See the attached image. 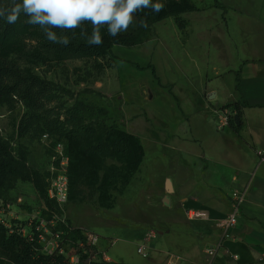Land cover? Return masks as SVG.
Wrapping results in <instances>:
<instances>
[{
	"label": "rangeland",
	"instance_id": "1",
	"mask_svg": "<svg viewBox=\"0 0 264 264\" xmlns=\"http://www.w3.org/2000/svg\"><path fill=\"white\" fill-rule=\"evenodd\" d=\"M192 2L199 11L181 16L186 21L183 30L174 18H168L155 24L142 44L115 46L114 57L104 62L73 59L37 64L31 58L20 60L23 70L51 84L55 101L36 112L22 103L0 111V140L10 145L15 155L25 151L28 166L44 175L49 184V161L58 135L46 139L44 122L50 116L65 120L77 102L106 109L109 115L104 119L108 124L141 139L144 161L129 186L118 184L111 191L113 209L102 208L98 195L89 190L84 191L81 201L70 203L65 209V218L72 228L101 237L99 247L112 260L101 264H197L191 256L196 250L194 228L200 219L189 220L179 201L192 191L188 180L200 177L195 173L185 175L181 189H175L180 185L176 173L181 155L199 152L192 142L179 140L190 129L183 109L201 132L206 117L212 116L210 103L199 98L204 83L218 88L216 105L235 98L239 77L229 70L237 71L241 59L255 57V0ZM138 25L136 18V23L124 33H136ZM150 65L166 87L159 84ZM173 85L180 103L169 92ZM97 118V114L85 113L83 119L91 123ZM23 122L30 132L21 137ZM212 123L213 131L221 133L217 119ZM168 180L175 187L173 192L167 189ZM167 196L169 205L164 201ZM0 200L11 207L5 214L8 222L16 223L18 218L26 224L30 218L48 216L44 212L47 206L31 182H18ZM150 233L156 237L149 243L146 258L138 253V248Z\"/></svg>",
	"mask_w": 264,
	"mask_h": 264
},
{
	"label": "trees",
	"instance_id": "2",
	"mask_svg": "<svg viewBox=\"0 0 264 264\" xmlns=\"http://www.w3.org/2000/svg\"><path fill=\"white\" fill-rule=\"evenodd\" d=\"M6 2V0H0ZM155 2V0H154ZM165 5L159 13L150 9L137 14L138 22L146 19L148 27L138 25L134 34L121 33L116 37H109L106 29H102L104 43L102 46H89L85 39L80 38L76 30L75 38L71 39L68 47L52 44L46 40L42 31L36 27L23 23V15L15 24H8L0 20V111L7 107L14 109L19 103L24 104L30 111L44 110L48 103L55 101L51 84L31 71L23 70L19 61L31 58L33 63L46 64L49 61L62 63L68 60H102L114 57L115 46H136L144 42V37L150 33L155 24L168 18H174L179 28L183 30L186 21L182 15L199 11L192 0H161ZM58 35L73 36L71 32ZM89 33L91 28L89 26ZM154 76L160 81L153 65ZM246 103H232L223 108L232 109L238 115L242 124V109ZM85 113L97 114L99 118L87 123L83 118ZM109 112L103 108H94L77 102L69 111L65 120L61 121L49 117L44 122L45 135H58L57 143H63L70 157L69 204L83 199L84 191L89 190L98 195L102 208L113 209L114 199L111 191L118 184L127 187L139 172L145 158V149L141 139L128 131L107 123ZM32 118V116L30 117ZM230 126L240 132L242 126L237 125L235 117ZM20 136H27L30 127L21 125ZM108 161L116 164L108 166ZM49 176V173L47 174ZM34 184L40 198L50 211L58 212L55 201L49 197L50 184L46 183L44 175L28 166L27 153L20 151L15 155L10 145L0 140V199L4 193L15 187L18 182ZM48 215L47 211H44ZM14 225L15 223L9 222ZM82 229H74L75 237H80ZM35 243L13 233L5 225L0 224V264L7 261L10 264H65L63 257H51L38 253ZM81 264H87L83 260Z\"/></svg>",
	"mask_w": 264,
	"mask_h": 264
},
{
	"label": "crops",
	"instance_id": "3",
	"mask_svg": "<svg viewBox=\"0 0 264 264\" xmlns=\"http://www.w3.org/2000/svg\"><path fill=\"white\" fill-rule=\"evenodd\" d=\"M241 62L239 70H229L231 74L238 73L239 77L236 78L238 93L231 102L216 105L214 102L220 93L218 88L212 83H204V91L199 98L203 97L210 103L212 116L206 117L201 132L192 123L189 112L183 109L190 136L187 134L179 140L192 142L199 152L181 155L176 173L180 185L175 188L171 183L172 188L180 190L185 175L195 173L200 177L188 180L192 191L179 201L186 212L197 210L209 214V220H199V226L194 228L193 248L196 250L191 260L197 264H206V249L221 238L216 225L231 212L232 193L246 190L253 174L238 225L231 231V238L225 242V249L213 264H264V160L260 157L264 154V0H255V57L241 59ZM158 82L166 87L161 79ZM169 92L180 103L174 85ZM212 93L216 95L214 100L210 99ZM232 103L248 105L242 109L240 132L229 126L228 132L227 129L215 133L212 122L217 119L216 111ZM234 255L239 257L238 261L232 258Z\"/></svg>",
	"mask_w": 264,
	"mask_h": 264
},
{
	"label": "built area",
	"instance_id": "4",
	"mask_svg": "<svg viewBox=\"0 0 264 264\" xmlns=\"http://www.w3.org/2000/svg\"><path fill=\"white\" fill-rule=\"evenodd\" d=\"M217 130L225 131L235 117L232 109L222 108L216 111ZM46 139L50 135H45ZM261 160H264V154H260ZM70 157L67 154L63 143H57L50 157L48 173L50 180L49 197L55 201L59 211L53 212L45 207L48 216H39L28 219L26 224L18 221L12 225L6 219V213L11 210L10 206L4 205L0 200V224L5 225L13 233L25 238L31 243H35V250L43 255L51 257H63L65 264H81L83 260L87 264L111 263L112 260L107 252L99 247L101 237L95 233L82 232L80 237H75L72 228L65 218L66 207L69 205L70 197V178H69ZM251 181L244 191H235L232 193V209L227 217L217 222V227L221 231L220 240L208 247L205 251L206 264H213L219 253L225 249V242L231 238V231L238 225L239 217L242 214L243 204L247 199L248 189ZM189 220H209V214L206 211H187ZM155 233H150L146 239L139 243L138 253L144 257H149L147 252L151 247V239L155 238ZM115 242L112 243V245ZM235 261L239 260L237 255L232 256Z\"/></svg>",
	"mask_w": 264,
	"mask_h": 264
},
{
	"label": "clouds",
	"instance_id": "5",
	"mask_svg": "<svg viewBox=\"0 0 264 264\" xmlns=\"http://www.w3.org/2000/svg\"><path fill=\"white\" fill-rule=\"evenodd\" d=\"M164 7L161 0H6L0 2V20L15 24L23 15V23L38 27L47 41L63 47L70 45L78 29L89 46L99 47L104 43L102 29L114 38L136 23L138 13H159ZM139 24L148 27L146 19ZM54 29L73 36L58 35Z\"/></svg>",
	"mask_w": 264,
	"mask_h": 264
},
{
	"label": "water",
	"instance_id": "6",
	"mask_svg": "<svg viewBox=\"0 0 264 264\" xmlns=\"http://www.w3.org/2000/svg\"><path fill=\"white\" fill-rule=\"evenodd\" d=\"M215 97H216V95L214 93H212V95L210 96V99H215ZM235 121H236V124L238 126L241 125L240 124L241 119H240V117L238 115L235 116ZM167 189H168L169 192H172L173 191L172 183H171L170 180L167 181ZM164 201L166 202L167 205H169L170 200H169V197L168 196L164 198Z\"/></svg>",
	"mask_w": 264,
	"mask_h": 264
}]
</instances>
